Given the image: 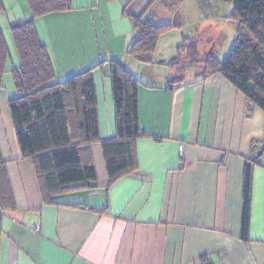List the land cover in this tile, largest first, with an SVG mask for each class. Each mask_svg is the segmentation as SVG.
Segmentation results:
<instances>
[{
	"label": "crops",
	"instance_id": "obj_1",
	"mask_svg": "<svg viewBox=\"0 0 264 264\" xmlns=\"http://www.w3.org/2000/svg\"><path fill=\"white\" fill-rule=\"evenodd\" d=\"M123 63L141 82L139 125L147 136L136 142L137 169L109 187L94 143L96 187L44 203L9 110L0 106V150L16 205L0 211V264H202L203 256L212 264H264L263 166L252 165L248 241L239 237L244 164L264 141V113H246V98L218 74L195 73L167 89L171 66L161 72V64L154 71ZM102 69L93 79L105 139L115 123Z\"/></svg>",
	"mask_w": 264,
	"mask_h": 264
},
{
	"label": "trees",
	"instance_id": "obj_2",
	"mask_svg": "<svg viewBox=\"0 0 264 264\" xmlns=\"http://www.w3.org/2000/svg\"><path fill=\"white\" fill-rule=\"evenodd\" d=\"M119 1L121 14L131 24L132 37L126 54L141 63H150L159 37L170 30V23L157 24L150 14L155 0L137 9V0ZM232 4L230 17L236 23V35L227 56L219 61L213 53L200 59L204 70L197 76L218 74L235 87L247 101L246 113L252 107L264 113V0H222ZM183 0H161L169 12L178 9ZM32 18L9 23L19 64L10 69L16 94L8 99V110L15 128L21 158L31 161L43 202L58 204L55 196L81 189H93L97 174L91 145L99 143L104 159L108 186L137 169L136 142L146 137L139 125L138 89L141 82L124 63L110 59L100 61L64 79L57 80L46 46L40 41L34 19L49 13L72 9L71 0H27ZM4 10L0 0V13ZM188 43V45H185ZM197 42L183 37L176 54L166 65L176 68L183 50L190 62H198ZM8 48L0 26V89ZM108 64L114 105L115 134L101 138L98 128L96 90L93 71ZM160 64H165L161 61ZM166 86L183 83L179 72ZM183 74V73H182ZM181 74V75H182ZM252 165L264 167V149L260 156L246 161L242 176L240 239L248 241L251 212ZM16 209L7 173V161L0 150V211ZM107 207L97 209L106 212ZM202 264H212L205 256Z\"/></svg>",
	"mask_w": 264,
	"mask_h": 264
},
{
	"label": "rangeland",
	"instance_id": "obj_3",
	"mask_svg": "<svg viewBox=\"0 0 264 264\" xmlns=\"http://www.w3.org/2000/svg\"><path fill=\"white\" fill-rule=\"evenodd\" d=\"M149 0H137V9ZM155 0L150 7V14L157 24L170 23L171 29L163 33L158 40L152 55L150 66L158 71L166 72L164 68L175 54L183 37L194 39L197 44L198 62H190L186 52L180 54L176 68H184L179 72L180 79L204 70L200 59L209 53L222 61L233 46L236 35V23L230 17L232 4L222 0H183L178 9L169 12ZM4 10L0 18L1 26L8 48V58L5 72L2 75L0 89V106L8 112V99L16 94L14 82L10 73L12 67L19 64V58L14 46L9 24L11 19L32 18L27 0H2ZM72 9L64 12L49 13L34 19L40 41L46 46L49 59L57 80L64 79L80 72L96 62L110 59L138 64L134 58L126 54L127 46L132 37L129 20L121 14L119 1L109 0H71ZM18 15V16H17ZM9 20V21H8ZM185 45H188L186 43ZM102 74H107V62L104 63ZM139 66H141L139 64ZM172 68V69H176ZM183 73V74H182ZM182 74V75H181ZM177 76V73L174 75ZM10 119V118H9Z\"/></svg>",
	"mask_w": 264,
	"mask_h": 264
},
{
	"label": "water",
	"instance_id": "obj_4",
	"mask_svg": "<svg viewBox=\"0 0 264 264\" xmlns=\"http://www.w3.org/2000/svg\"><path fill=\"white\" fill-rule=\"evenodd\" d=\"M263 149H264V141H263L262 145L257 148V152L254 154V156L255 157L260 156L263 152Z\"/></svg>",
	"mask_w": 264,
	"mask_h": 264
},
{
	"label": "built area",
	"instance_id": "obj_5",
	"mask_svg": "<svg viewBox=\"0 0 264 264\" xmlns=\"http://www.w3.org/2000/svg\"><path fill=\"white\" fill-rule=\"evenodd\" d=\"M182 145L179 146V151L182 152Z\"/></svg>",
	"mask_w": 264,
	"mask_h": 264
}]
</instances>
